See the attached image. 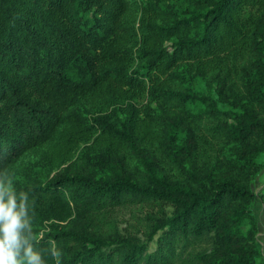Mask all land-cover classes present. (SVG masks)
Listing matches in <instances>:
<instances>
[{"label": "trees", "instance_id": "1", "mask_svg": "<svg viewBox=\"0 0 264 264\" xmlns=\"http://www.w3.org/2000/svg\"><path fill=\"white\" fill-rule=\"evenodd\" d=\"M179 68L207 73L218 99L184 88ZM138 97L166 118L140 117ZM190 102L216 118L220 104L229 107L196 126L188 148L197 167L159 173L153 123L163 128L178 114L195 122ZM222 143L242 150L226 173L209 161ZM86 144L107 162L130 155L139 170L47 176L26 168L11 181L18 202L28 197L22 247L45 264H256L254 235L240 229L254 200L241 158L255 146L264 152V0H0V177L6 182L29 151L54 167ZM138 203L172 208L146 225L152 248L86 221ZM31 226L39 237H28Z\"/></svg>", "mask_w": 264, "mask_h": 264}, {"label": "rangeland", "instance_id": "2", "mask_svg": "<svg viewBox=\"0 0 264 264\" xmlns=\"http://www.w3.org/2000/svg\"><path fill=\"white\" fill-rule=\"evenodd\" d=\"M178 75L181 79H177L183 84L184 88L190 90L197 95H212L214 99H218L216 82L207 73H197L192 69L179 68L177 69ZM135 105L139 107L142 113L140 117L143 119L156 117L163 119L165 114L161 108L155 103L149 104L145 97H138L133 100ZM125 103L120 107V115L123 117V110ZM202 107L199 103L190 102L187 110L195 114L196 121L192 122L190 116L188 120L186 117L179 114L169 118V124L159 122V127L153 123L155 133L157 132L159 141H154L150 156L155 161L157 171L166 174H176L174 167H180L181 164L185 166L197 167L200 162V157L193 149L188 148V143L195 140L196 126L209 125L215 122L216 119L221 118L227 111V105H219L218 118L207 115H202ZM89 111H93V107H89ZM105 111H108L105 110ZM146 113V114H143ZM198 113H200L198 115ZM172 113H170L171 115ZM147 115V116H146ZM149 116V117H150ZM166 118V117H165ZM220 120V119H219ZM196 144V141H194ZM161 146V148L159 147ZM164 148H163V147ZM162 150V151H160ZM164 152H168L166 155ZM241 146L234 143H222L221 150L217 148L215 153L212 154L209 161L211 166L215 164L216 169L221 167L225 173L230 170L226 167L233 164L235 156L242 157ZM245 157L247 161L242 158V165H249L247 173L249 176V183L252 192L254 193V200L251 203L247 216L241 221L240 229L242 232H250L254 235L255 244L258 249L256 257V264H264V152L259 146H255L253 151ZM104 164L103 166L100 164ZM236 163V159L235 162ZM140 164L137 159L126 155L123 161L117 163L107 162L106 156H99L95 151L90 149L88 144L81 145L79 149L74 150L70 154V159L63 162L61 165L51 167L41 159L39 152H27L13 167L6 182L12 181L13 178L23 177L24 169H29L30 172L40 173L51 176L60 171H87L92 170L95 174L102 176L108 175L111 171L119 169H126L129 172L139 170ZM228 169V170H226ZM171 206L166 203H138L126 206H115L103 209L99 213H92L87 216L86 221L91 225L94 231L107 233L112 231V235L119 237H131L138 242H148L152 248L154 246L152 241L147 238V224L153 216H161L162 211L167 214L171 212ZM35 226L29 228L28 237H39L40 231L34 230ZM36 229L38 227H35ZM208 243L201 244L198 248H208ZM175 264H187L183 259H179Z\"/></svg>", "mask_w": 264, "mask_h": 264}, {"label": "clouds", "instance_id": "3", "mask_svg": "<svg viewBox=\"0 0 264 264\" xmlns=\"http://www.w3.org/2000/svg\"><path fill=\"white\" fill-rule=\"evenodd\" d=\"M27 198L22 192L18 202L12 182H5L0 177V264H45L40 253L30 244L22 247L24 222L21 217ZM53 254L59 256L58 252Z\"/></svg>", "mask_w": 264, "mask_h": 264}]
</instances>
